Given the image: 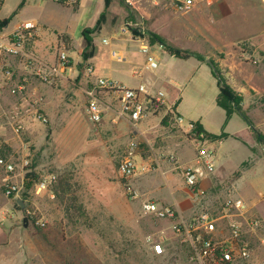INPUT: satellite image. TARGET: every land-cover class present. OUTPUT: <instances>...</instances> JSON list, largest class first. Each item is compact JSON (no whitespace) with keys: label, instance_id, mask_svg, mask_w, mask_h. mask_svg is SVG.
Segmentation results:
<instances>
[{"label":"rangeland","instance_id":"374dc122","mask_svg":"<svg viewBox=\"0 0 264 264\" xmlns=\"http://www.w3.org/2000/svg\"><path fill=\"white\" fill-rule=\"evenodd\" d=\"M171 1L112 0L104 9L103 0L68 5L55 0H0V19H9L0 35L15 32L29 21L38 27L25 43L29 54L48 65L55 63L58 48L64 47L70 60L65 75L50 84L34 76L23 57L10 58L0 66V140L5 153L14 159L26 156L27 172L53 176L51 190L61 174L70 184L61 201L53 191L54 197L35 195L31 178L24 175L23 186L30 188L23 193V187L24 208L20 209L4 197L0 183V211L10 214L0 222V264H192L185 244L172 233V221L144 213L140 206L154 200L144 188L147 182L153 183L151 189L165 192L181 187V168L194 158L189 122L198 121L209 135L224 134L209 138L216 150L215 171L203 182L210 207L218 211L230 193L244 201L248 216H256L264 225V53L251 50L262 37L238 43L228 59L224 49L210 46L211 40L219 42L232 34V26L217 24L223 14L217 6L207 10L204 0L177 12ZM225 11L232 18L241 14L240 10ZM100 13L104 17L92 34V55L83 59L90 49L84 50L81 31L93 27ZM148 32L173 47L201 54L224 79L219 62L235 60L238 65L231 79L242 80L247 89L238 93L246 121L238 113L227 120L216 106V79L207 62L171 57L158 43L151 49L158 65L155 70L129 62L128 51L140 57L138 40L150 43ZM112 52L119 58H112ZM5 68L11 71L10 79L4 75ZM133 68L138 74H133ZM98 78L126 87L143 83L149 88L152 82L149 91L161 90L167 100L180 99L177 113L183 122L178 127L158 116L139 123L134 131L131 123L121 125L115 120L116 112L110 113L120 108L115 97L96 92L103 120L90 124L84 111L86 92ZM171 80L178 87L171 86ZM35 114L45 116L47 122L38 121ZM16 123L22 125L19 133L13 131ZM131 142L135 143V173L124 178L117 166ZM3 176L0 170V179ZM127 187L137 193V199L129 198ZM67 198L72 219L65 215ZM257 232L247 235L255 245L250 264H264V247L254 242Z\"/></svg>","mask_w":264,"mask_h":264},{"label":"built area","instance_id":"2783aa9c","mask_svg":"<svg viewBox=\"0 0 264 264\" xmlns=\"http://www.w3.org/2000/svg\"><path fill=\"white\" fill-rule=\"evenodd\" d=\"M55 1L68 5L75 4L77 0ZM202 1L204 0H172L171 6L175 11L183 12ZM37 30L38 27L26 21L17 31L0 35V66L7 59L23 57L26 66L31 67L33 75L42 82L50 84L55 78H62L65 75L70 60L64 47L58 48L53 64L46 65L29 54L24 46ZM102 43L108 44L107 40H102ZM139 50L145 56V69L155 70L158 65L156 59L149 53L148 46L141 45ZM110 56L119 58L117 52H112ZM3 72L7 79L11 78L9 68H5ZM133 74L138 72L135 71ZM18 89L22 87L18 86ZM96 92L115 97L120 105V112L129 119L134 130L148 115L154 116L157 113L163 114V118L169 116L170 121L180 127L181 116L177 114L173 105L168 104L161 90L151 92L143 83H139L136 87H126L110 78H98L92 90L86 92L87 101L84 111L86 120L92 125L99 124L102 119L101 103ZM35 118L42 123L47 122L45 116L41 114H35ZM21 130V124L16 123L13 126L15 133ZM188 132L194 147V158L191 165L181 168V178L198 212L188 219L183 217L176 219L177 212L172 206H161L149 200L141 202V210L157 218L172 221V233L185 244L188 260L192 264H249L252 248L247 235L255 233L261 227L262 221L256 216H248V208L244 201L239 197L231 196L230 193H227L224 201L220 203L218 211L210 207L206 201L207 190L203 187V182L215 171L216 150L213 142L204 133L194 131L192 123L188 124ZM134 147L135 143L131 142L120 157L117 170L121 177L130 178L135 173ZM169 160L176 163L173 156H170ZM29 165L26 156L14 159L7 155L4 143L0 140V170L4 174L0 183L4 197L12 199L13 203H16L17 199L21 200L22 180L29 171ZM17 177L21 178L20 181L15 179ZM52 182L53 176H40L34 182L32 192L35 195L47 193L49 197H54L50 189ZM127 194L132 200L138 197L137 193L128 187ZM262 202L264 203V196ZM5 216L10 217V214L0 211V222L6 218ZM35 223L43 225L39 220Z\"/></svg>","mask_w":264,"mask_h":264},{"label":"crops","instance_id":"0c3cea01","mask_svg":"<svg viewBox=\"0 0 264 264\" xmlns=\"http://www.w3.org/2000/svg\"><path fill=\"white\" fill-rule=\"evenodd\" d=\"M205 1H206L205 2L206 5H207V10L209 9V7H211L212 5L215 4L214 6H217L219 12L223 13L222 15L219 16L220 18L217 19V21H216L217 24L232 26V29L230 28V30H229V31H232V34L229 37L226 36V38H225V35H224V38H221V37L219 38V42L212 41V40L210 41V46L213 49H216V48H219L220 50L224 49L225 56L228 59H232L231 56L233 55V52H235V49L237 50V48H238L237 44L238 43L247 42L248 40L252 41L253 39L262 37V40L258 41L256 46L254 47V49H251V50L255 53H258V54H261V51L264 53V0H205ZM225 10H228V11L240 10L241 14L239 16L236 15L234 18H232V17H229L227 13H225L226 12ZM251 11H253L254 13L251 14ZM221 32L223 33L224 30H221ZM137 42H139L138 47H140L141 45H147L149 53L152 56L154 55L152 53L151 49H153L155 46H158V45H155L156 43H153V44L148 43L147 40L144 38L138 40ZM160 47L164 52H166L162 46H160ZM137 51H138V54L141 58L138 57L136 54L128 51L126 54L127 60L129 62L135 60V61L141 62V63H143V65H145V56L140 52L139 48ZM242 52H245V51H242ZM167 54H169V53H167ZM174 58H176V57H174ZM8 60L9 59H7V61ZM183 60H186V59H183ZM231 61H233V60H231ZM235 62L236 61L234 60L231 64V63H229V60L224 59V60H221L219 62V67H221V71L224 74V77L226 79L225 80L226 83L237 93L243 94L247 91V89L243 85L242 80H240L238 83H235L231 79V74L235 71V68L238 65V63L235 64ZM132 71L133 72L137 71V68H133ZM211 74H212V72H211ZM244 79L246 80V78H244ZM250 79H252V78H250ZM169 83L171 86L173 84L176 87H178V84L174 80L173 81L171 80V82H169ZM151 86H152V82H149V88L147 86H146V88L149 90ZM216 87H217V84H216ZM173 89H174V91H176L175 88H173ZM217 93H218V88H217ZM179 100L180 99L177 98V96L168 100V104L173 105L176 112H177V105L179 103ZM101 110H102V119H101V122H102L103 112H104L102 103H101ZM119 110H120V108H118L115 111L112 110V112H110L113 115H114L113 112H116V115H114L115 120L118 123H120L121 125H123L124 123H128V122L130 123L129 119L125 115H123ZM162 115L163 114L159 115V113L155 114L154 116L148 115L146 118H144V120H142L140 122V124H143L144 121L150 122V120L158 118V116L162 118ZM182 122H183V118H182V121L180 122V124ZM196 122H198V121H196ZM189 123H192V122H189ZM138 131L139 130L137 128L136 133H138ZM187 151L190 152V150H187ZM179 152H181V150H179ZM180 155H181V153H180ZM152 187H153V183L147 182L144 185V188L147 191L148 195L154 199L152 202H155L161 206H172V207H174L177 210V212H179L180 216L185 218V219L192 217L193 215H195L198 212V208L196 207V205L191 200V198H190V196H189V194H188V192H187V190L183 184V181L181 182V187L175 188L174 192L173 191L172 192L171 191L165 192L163 189H159V188L151 189ZM178 191L181 192L182 195H176V192H178ZM145 201H147V200H145ZM149 201H151V200L149 199ZM261 221H262L261 227L257 230V231H260V233H258L256 231L257 236H256V239H254V242L256 244H258L259 246L262 245L264 247V225H263V220H261ZM247 239L249 240V242L251 244L252 254H253V251H254L253 246H255V245H254L253 241L251 240V236H250V239L247 236ZM250 263H251V260L249 261V264Z\"/></svg>","mask_w":264,"mask_h":264},{"label":"trees","instance_id":"16d2710c","mask_svg":"<svg viewBox=\"0 0 264 264\" xmlns=\"http://www.w3.org/2000/svg\"><path fill=\"white\" fill-rule=\"evenodd\" d=\"M111 1L112 0H103L104 9L108 8ZM103 17H104V14L100 13L99 18L97 19V21L93 27L83 28L81 31V37H82L83 42H84V50L86 48L90 49L88 53L83 54V59H87L88 57H90L92 55V52H91L92 34H94V32H96L99 29V25H100V22L102 21ZM8 21H9V19H0V30H2L3 28H5L7 26ZM148 36H149L148 40L151 44L158 43L171 56H174V57L179 58V59H188L189 57H194L201 62H207L210 65L212 75L216 79V84H217V88H218V93L215 97L216 106L219 107L224 112L227 120L234 113H238L245 120L243 113L240 112V109H239V103L241 102V96L238 93H236L226 83L225 79L220 75V73L218 72L216 67L210 61L205 60L204 56H202L199 53L173 47L170 44H167L160 36H158L154 33L148 32ZM164 119L169 120V116H165ZM192 124L194 126L195 132H197V133L202 132L205 134V136L207 138L217 139V138L224 136V134H222L221 136L209 135L202 129V126L200 125L199 122H192ZM25 177L31 178V182H29L30 185H33L34 184L33 181L37 180V178H38V176L33 171L27 172L25 174ZM57 180H58V184H54L51 191H53L55 193V195L58 198H60L62 201L64 198V195H68L70 184L67 181L66 175H62V174L59 175ZM29 184H26L23 186L24 187L23 193H25V191L30 188ZM66 201H67V206H66V210H65V215H66L67 219H72V215H70L69 211H68V208L70 207L69 206L70 204L68 202L69 201L68 198L66 199ZM14 205L17 208H19V206L16 203H14Z\"/></svg>","mask_w":264,"mask_h":264},{"label":"water","instance_id":"95a60500","mask_svg":"<svg viewBox=\"0 0 264 264\" xmlns=\"http://www.w3.org/2000/svg\"><path fill=\"white\" fill-rule=\"evenodd\" d=\"M16 204L20 207V209H23L24 208V204H23V202L21 200L17 199L16 200Z\"/></svg>","mask_w":264,"mask_h":264}]
</instances>
